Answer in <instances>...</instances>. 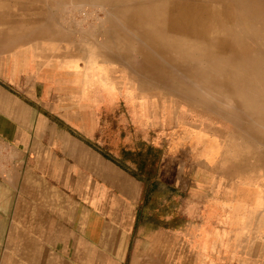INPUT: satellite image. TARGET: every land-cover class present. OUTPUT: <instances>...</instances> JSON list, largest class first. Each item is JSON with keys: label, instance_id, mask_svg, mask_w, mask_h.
Returning a JSON list of instances; mask_svg holds the SVG:
<instances>
[{"label": "crops", "instance_id": "crops-1", "mask_svg": "<svg viewBox=\"0 0 264 264\" xmlns=\"http://www.w3.org/2000/svg\"><path fill=\"white\" fill-rule=\"evenodd\" d=\"M66 40L0 14V264H243L138 220L144 185L122 158L144 127Z\"/></svg>", "mask_w": 264, "mask_h": 264}, {"label": "rangeland", "instance_id": "rangeland-1", "mask_svg": "<svg viewBox=\"0 0 264 264\" xmlns=\"http://www.w3.org/2000/svg\"><path fill=\"white\" fill-rule=\"evenodd\" d=\"M1 13L27 30H49L55 37L63 33L68 53L81 54L84 69L98 66L114 72L131 121L144 127L131 125L122 160L138 180L152 173L146 184L140 180L139 221L194 236L195 245L204 240L212 252L222 251V261L264 264V135L259 134H264V118H252L222 101L229 94L221 83L204 87L178 71L172 80L168 75L161 79L170 81L165 85L155 75L143 74L134 47L153 48L131 28L107 23V9L97 1L0 0ZM208 43L204 47L213 45L216 51V42ZM200 51H195L197 59ZM207 64L205 58L194 63ZM230 68L229 76L235 74ZM210 75L222 82V71ZM253 83L244 91L263 105L264 76ZM139 158H146V164L139 165Z\"/></svg>", "mask_w": 264, "mask_h": 264}, {"label": "bare ground", "instance_id": "bare-ground-1", "mask_svg": "<svg viewBox=\"0 0 264 264\" xmlns=\"http://www.w3.org/2000/svg\"><path fill=\"white\" fill-rule=\"evenodd\" d=\"M92 1L107 9V23L131 28L153 48L151 52L134 47L140 55L139 70L143 74L155 75L165 85L170 81L161 79L168 75L172 80L171 74L178 71L204 87H218L221 83L229 94L222 101L233 103L252 118H264V104L255 94L244 91L257 77L264 76V0ZM131 34L130 38H136ZM209 41L216 42V51L213 45L204 47L211 45ZM196 49H201L198 59L205 58L206 66L194 65L198 61ZM230 67H234L235 74L229 76ZM212 70L222 71V82L210 75ZM176 82L182 85V81Z\"/></svg>", "mask_w": 264, "mask_h": 264}, {"label": "trees", "instance_id": "trees-1", "mask_svg": "<svg viewBox=\"0 0 264 264\" xmlns=\"http://www.w3.org/2000/svg\"><path fill=\"white\" fill-rule=\"evenodd\" d=\"M140 158H141V157H140ZM140 158H139V159H140ZM157 161H158V158H155L154 160L150 161V164L153 165V164L157 163ZM146 162H147V161H146V158H142V159H140V160L138 161V164L142 166V165L146 164ZM131 174H133V173H131ZM146 174H147V175H145L144 178L140 179L141 181L144 182V184L147 183V176L149 177V176L152 175L151 172H148V173L146 172ZM154 174H155V173H154ZM154 174H153V175H154ZM135 175L138 176V174H136V173H135Z\"/></svg>", "mask_w": 264, "mask_h": 264}]
</instances>
